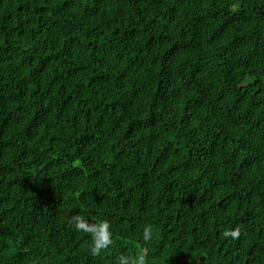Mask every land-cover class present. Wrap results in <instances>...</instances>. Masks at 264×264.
Instances as JSON below:
<instances>
[{"label": "trees", "instance_id": "1", "mask_svg": "<svg viewBox=\"0 0 264 264\" xmlns=\"http://www.w3.org/2000/svg\"><path fill=\"white\" fill-rule=\"evenodd\" d=\"M121 254L264 264V0H0V264Z\"/></svg>", "mask_w": 264, "mask_h": 264}, {"label": "clouds", "instance_id": "2", "mask_svg": "<svg viewBox=\"0 0 264 264\" xmlns=\"http://www.w3.org/2000/svg\"><path fill=\"white\" fill-rule=\"evenodd\" d=\"M70 225L77 231H83L90 234L92 245L91 252L94 255H99L102 251L109 248L112 243L111 229L107 222L90 223L86 217L77 214L73 215L69 221ZM224 235L231 236L232 238H238L240 236V230L226 231ZM151 239L150 229L145 228L143 231V240L148 241ZM116 264H146V260L143 254H138L136 257H130L125 254H121L116 261Z\"/></svg>", "mask_w": 264, "mask_h": 264}]
</instances>
